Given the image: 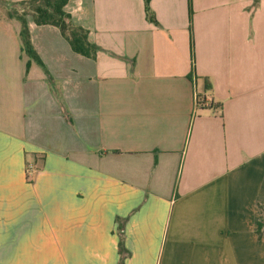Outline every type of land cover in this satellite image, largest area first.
<instances>
[{
    "label": "crops",
    "instance_id": "0c3cea01",
    "mask_svg": "<svg viewBox=\"0 0 264 264\" xmlns=\"http://www.w3.org/2000/svg\"><path fill=\"white\" fill-rule=\"evenodd\" d=\"M0 0V264H264V0H68L96 58ZM209 105L195 111V94ZM34 164L32 174L27 165Z\"/></svg>",
    "mask_w": 264,
    "mask_h": 264
},
{
    "label": "trees",
    "instance_id": "16d2710c",
    "mask_svg": "<svg viewBox=\"0 0 264 264\" xmlns=\"http://www.w3.org/2000/svg\"><path fill=\"white\" fill-rule=\"evenodd\" d=\"M145 8L147 18L157 22L156 16L151 9V0H145ZM68 0H24L15 3L7 9L9 18H17L22 23L21 39L26 53L34 59L39 65L44 66L42 58L39 57L34 48L31 39V32L27 16L31 15L39 25H55L59 26L64 37L69 41L71 47L77 53L87 57L96 58L99 51L98 46L89 39V31L81 25L73 22L70 13L66 10ZM264 222L260 223L259 234L262 233ZM124 223L119 224V253L120 263L124 264L125 258L130 255L129 250L125 246Z\"/></svg>",
    "mask_w": 264,
    "mask_h": 264
},
{
    "label": "built area",
    "instance_id": "2783aa9c",
    "mask_svg": "<svg viewBox=\"0 0 264 264\" xmlns=\"http://www.w3.org/2000/svg\"><path fill=\"white\" fill-rule=\"evenodd\" d=\"M194 99H195V111L196 110L198 111L200 108H203V106L209 105L208 100L202 95H200V93L198 92L195 94ZM34 168H35L34 164H28L27 165L28 174H32V172L34 171Z\"/></svg>",
    "mask_w": 264,
    "mask_h": 264
}]
</instances>
